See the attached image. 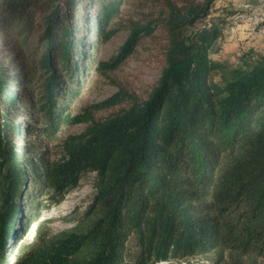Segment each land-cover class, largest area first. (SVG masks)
<instances>
[{"label":"trees","instance_id":"obj_1","mask_svg":"<svg viewBox=\"0 0 264 264\" xmlns=\"http://www.w3.org/2000/svg\"><path fill=\"white\" fill-rule=\"evenodd\" d=\"M164 1L165 63L148 95L120 89L62 116L67 77L79 79L92 44L87 20L110 39L122 0H0V264L27 229L24 188L42 179L60 194L85 172L95 173V194L75 225L19 246L12 264H155L225 251L236 264L264 260V59L223 76L210 56L218 25L190 30L212 0ZM152 31L134 25L103 66L124 61ZM21 93L32 102L21 107ZM115 105L123 107L95 118ZM36 110L46 133L86 123L53 165L17 144L33 127L17 117Z\"/></svg>","mask_w":264,"mask_h":264},{"label":"rangeland","instance_id":"obj_2","mask_svg":"<svg viewBox=\"0 0 264 264\" xmlns=\"http://www.w3.org/2000/svg\"><path fill=\"white\" fill-rule=\"evenodd\" d=\"M165 10L167 9L164 0H122L120 12L113 22L116 32L106 41L95 37L94 22L89 23L87 20L89 29L84 34V40L86 42L92 40V44L82 55L79 79L67 77L70 94L67 98L64 99L63 96L59 100L65 103L60 110L62 116L69 112L72 116L82 114L85 108L102 102L120 89L141 98L148 95L165 63L163 53V48L167 44V31L163 22ZM86 11V8H82V12ZM92 11L96 18V7ZM253 21H258L257 26L259 23L261 27L264 26L262 0H212L207 16L198 18L190 30L202 28L205 24L218 25L219 36L210 50V56L212 60L223 64L221 72L224 73L223 76L229 77L231 71L253 66L264 59V35L255 33ZM145 24L150 25L153 31L151 34L141 36L133 53L113 68L104 67V63L117 55L131 28L134 25ZM216 78L219 77L216 75ZM31 102L25 93H21V107ZM122 107L123 105H115L109 109L94 111V116L102 119ZM16 120H22L25 124L31 122L33 126L30 130L29 128L26 131L22 130L23 134L17 140V144H30L32 155L50 165L62 158L66 138L86 128V123L82 122L61 123L46 133L43 127L48 126L47 116L38 110L30 116L22 112ZM94 176V172H85L76 185L60 194L47 188L40 178L33 179L24 188L20 203L26 217L27 229L16 247L8 244L10 246L7 247L8 263L12 264L15 260L19 246L35 241L36 236L55 234L75 225L77 218L87 209L95 194ZM163 264H236V261L230 256L229 251H225L222 255L170 259ZM258 264H264V260H259Z\"/></svg>","mask_w":264,"mask_h":264},{"label":"built area","instance_id":"obj_3","mask_svg":"<svg viewBox=\"0 0 264 264\" xmlns=\"http://www.w3.org/2000/svg\"><path fill=\"white\" fill-rule=\"evenodd\" d=\"M264 2V0H262ZM255 33H262L264 35V27H261L260 23L256 26Z\"/></svg>","mask_w":264,"mask_h":264},{"label":"bare ground","instance_id":"obj_4","mask_svg":"<svg viewBox=\"0 0 264 264\" xmlns=\"http://www.w3.org/2000/svg\"><path fill=\"white\" fill-rule=\"evenodd\" d=\"M253 23H254L253 29H256L258 21H253ZM163 263H164V261H159V262H156L155 264H163Z\"/></svg>","mask_w":264,"mask_h":264}]
</instances>
